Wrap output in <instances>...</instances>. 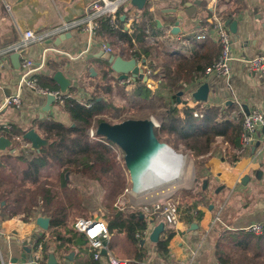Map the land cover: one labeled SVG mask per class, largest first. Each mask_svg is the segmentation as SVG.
Segmentation results:
<instances>
[{
    "label": "crops",
    "instance_id": "crops-1",
    "mask_svg": "<svg viewBox=\"0 0 264 264\" xmlns=\"http://www.w3.org/2000/svg\"><path fill=\"white\" fill-rule=\"evenodd\" d=\"M94 1L102 0H0V49L18 42L26 30L33 31L36 36L20 53L15 50L0 53V103L5 96L16 92L20 93L22 101L18 108L8 106L0 109V123L7 121L13 126L12 132L1 130L0 135L11 138L13 133L21 134L28 128H35L41 135L38 125L43 120L52 119L65 125L71 123L69 115L63 109L64 105L53 101L49 110L45 111L46 96L20 86L21 62L24 58L30 59L34 66H42L37 72L41 85L59 89L53 75L61 71L69 81L66 91L72 98L82 96L85 97L84 100H88L95 95L91 91L90 81L98 79L103 69H110L111 79L119 78V74L105 60L97 57L101 51H105L104 44L114 46L116 49L112 54L127 60L136 57L142 44L159 43L161 56L170 59L171 69L175 63L183 60L193 65L191 73L195 78L180 81V91H183L185 99L181 97L177 107L181 110L182 117L184 105L190 100L195 101L190 96L192 87L203 82L209 85V96L206 101H199L194 107L217 108V122L241 123L246 110L258 109L264 113V72H254L241 61V58L264 56V0H217L216 8L222 19L236 21L235 31H229L234 59L228 77L206 75L199 71L216 61L220 54L219 45L209 35L210 32L203 40L194 38L201 32L200 18L208 16L210 12L206 0H201L199 6L194 4L195 0H155L156 9L152 13L147 11V3L142 10L133 5L127 13L123 10L127 16H135L133 29L126 33L131 38V48L124 39V44L116 47V37L113 40L106 31L104 17L93 19L94 34L88 31L86 22L91 13L89 6ZM190 6L193 10H187ZM227 15L230 18H225ZM177 22L180 31L173 36L169 30ZM137 24L143 27L141 39L136 38L138 31L134 29ZM118 49L127 50L117 53ZM16 53L19 54V63ZM140 55L145 58L152 71L151 83L147 86L136 80L130 89L136 88L138 93L140 86L145 85L152 93L158 91L167 95L168 92L161 85L162 73L159 78L155 76L163 71V67L154 68L146 55ZM90 68L95 72L93 75ZM194 111L198 112L197 109ZM263 140L264 127L254 134V141H260L258 146L253 148L254 142L237 152L239 136H234L231 140L222 135L215 136L208 151L192 156L196 159L193 177L195 182L187 188L190 191L181 190L175 195L179 203V220L175 226L165 225L159 235L162 245L152 243L147 238L142 246L144 255L139 261L130 257L119 258L116 253L120 248L119 241L121 244L127 242V247L129 241L123 232H110L107 244L109 252L118 259L126 260V264L129 261L137 264H187L193 255L197 264H225L224 261L227 264H264V230L261 234L246 233L243 230L253 223L264 225ZM175 150L182 152L180 149ZM6 154L15 157L9 150L0 152V157ZM184 171L181 180L168 179L169 182L160 183L167 185L148 188L149 191L143 196L132 198L134 201L149 200L172 192L183 183L190 182L192 166L189 159L184 164ZM245 176H248V180L243 184ZM208 186L210 194L206 192ZM197 188L200 190L196 191ZM131 189L135 193L146 191H135L133 187ZM1 212L0 205V257L5 264H11V260L15 259L17 264L25 258L29 261L35 246L42 243L49 245L47 254L53 252L57 264H75L89 257L87 242L68 245L67 249L56 252L54 249L58 242L55 241L54 231L37 226L35 218L23 221L19 216L3 217ZM81 213L83 215L85 212ZM216 215L220 220H214ZM96 216L100 215L95 214L93 217ZM148 227L153 228V225ZM67 230H72V223L57 229L60 236H69ZM24 246L30 248L31 252L27 253ZM47 254L43 259L46 264ZM65 255H71L72 258L68 259ZM100 263L109 264L107 256L102 255Z\"/></svg>",
    "mask_w": 264,
    "mask_h": 264
},
{
    "label": "trees",
    "instance_id": "trees-1",
    "mask_svg": "<svg viewBox=\"0 0 264 264\" xmlns=\"http://www.w3.org/2000/svg\"><path fill=\"white\" fill-rule=\"evenodd\" d=\"M119 11L125 13L121 8ZM104 18L109 36L113 37V40L115 37L127 40L130 44L129 48H131L130 36L121 30L123 21L120 17L118 19L119 27L115 29L111 27L109 19ZM225 18H230V15ZM142 28L138 25L134 29L136 32L138 31L137 39H141ZM218 45L221 52L220 44ZM160 47L159 43L142 44L139 53H136L135 56L146 55L154 68L163 67V71L158 72L155 76L159 78V74L162 73L161 85L167 89V95L158 91L152 93L148 87L142 85L138 93H136V88L131 93L123 92L125 104L115 106L107 98L112 91V85L110 69L105 68L95 82V90L99 92L98 95H92L84 104L72 98L65 101L63 109L69 115L71 121L69 125L52 119L43 120L38 125L41 136L49 140L46 147H42L39 151L21 152L15 157L10 154L0 157V202H4L1 205L3 217L19 216L23 221H29L37 216L49 217L48 228L55 232L53 235L55 241L58 242L54 249L56 252L64 248L67 249L68 245L88 243L84 234L76 232L73 228L66 231L68 235L70 233L69 236H60L57 231L59 227L67 225L70 214L68 209L70 199L63 203L58 200L62 197L60 191H65L70 182L65 177V172L77 173L82 180H94L101 187L106 188L103 177L110 172L111 165L115 166L116 164V161L112 160L113 156L110 155L115 156V149H120L102 136L92 143L87 131L90 127H96L100 121L116 123L126 118H133L132 116L121 117L122 113L128 109L138 108L140 112L159 116V126L155 128L158 140L169 145L172 144L171 136L175 135L177 140L185 141L187 148L189 147L195 156L208 151L217 135H222L229 140L234 139V136L240 137L241 123L217 122L219 110L215 107L201 109L185 104L182 109L183 117L180 115L181 110L177 107L176 94L182 90L180 81L186 82L195 78L191 73L193 65L183 60L175 63L174 68L171 69L170 59L161 56ZM205 69L199 71L203 73ZM86 103H90V106H86ZM195 109L200 113L198 117L193 116ZM145 117L148 115L143 116V118ZM17 162H21L23 165L18 167L15 165ZM6 169L9 174H4ZM52 182H56L57 185H53ZM140 215H143L141 210L127 208L124 210L113 209L108 215L102 216L107 219L108 229L111 233H125L129 244L134 249L130 258L138 261L144 255L142 246L146 240L137 238L136 234L143 237V232L148 227L147 219L144 216L141 218ZM162 243L161 240L156 242L157 245H162ZM48 249V244H41L44 260ZM104 256L106 257V254ZM101 257L102 254L99 258H94L93 251L90 250L89 257L85 261H77L75 264H101ZM224 263L227 264L226 261ZM127 264L137 263L129 261Z\"/></svg>",
    "mask_w": 264,
    "mask_h": 264
},
{
    "label": "built area",
    "instance_id": "built-area-1",
    "mask_svg": "<svg viewBox=\"0 0 264 264\" xmlns=\"http://www.w3.org/2000/svg\"><path fill=\"white\" fill-rule=\"evenodd\" d=\"M155 0H146L147 10L148 12L155 11ZM131 0H102V1H94L89 6L90 15L87 17L86 27L91 34L95 32V23L94 20L96 17H106L109 19V23L112 28H118L119 23L118 19L124 15L123 24L121 30L129 33L133 29V22L135 20V16L128 15L127 11L131 6ZM209 5V14L203 18H200L201 24V32L194 36L197 40H203L207 37V33L212 36V38L220 44L221 52L218 59L208 66L204 70V74L206 75H216L220 77H228L231 74V63L234 59L231 51V36L225 21L219 15L217 11V0H206ZM119 8H122L126 13H121ZM147 32V29L145 30ZM36 39V36L33 31L26 30L23 33V36L19 39L18 42L7 46L6 48H1L0 53H7L11 50H15L16 52H22L30 42ZM133 41V40H132ZM116 47L124 44L123 40L120 38H116ZM104 50L109 53H114V46L104 44ZM136 60V65L142 69L144 75H147L149 78L152 74L150 68H148L146 64L145 58L140 55L139 57H134ZM241 61L252 71L254 72H264V56L256 55L248 58H241ZM21 72L19 78L20 86L27 87L32 92L47 96L52 95L54 97V101L58 105H64L67 99L72 98V95L67 91H61L60 89H51L47 86L41 85L39 83V79L37 76V72L41 69V65L34 66L33 62L30 59L24 58L21 62ZM116 80L120 86L133 87L134 83H136V79L133 80L130 76L126 79H119L116 77ZM144 83V82H143ZM147 86H150L148 83H144ZM191 95V94H190ZM192 96V95H191ZM73 99V98H72ZM75 99V98H74ZM85 97L76 98L75 100L80 103H85ZM21 97L20 93L16 92L14 94L5 96L0 103V109L8 106L19 107L21 105ZM189 106H196L199 104V101H188L186 103ZM86 106H90V103H86ZM194 117H198V112H193ZM264 127V113L261 110L253 109L248 113H245L241 120V134L239 137V146L236 149L237 152H241L244 148L252 145L254 141V134L260 129ZM13 126L10 122H2L0 123V131L5 130L12 132ZM91 140L99 139V136L95 133V127H90L87 131ZM12 154L18 155L21 152L28 153L31 149L29 141L23 138L21 134L13 133L12 137ZM264 143V140H263ZM127 191V189H125ZM129 195L130 192L122 193L121 197L118 199V202H122L121 207H118L119 210L124 209H137L141 210L143 216L147 219L148 225H153L163 221L166 224L176 225L179 220V203L178 201L170 194H161L152 200H139L134 201L131 198L124 203V197ZM117 202L116 205H119ZM218 220L217 218L214 219ZM72 228L79 233L84 234L88 241V247L93 251V257L99 258L101 255V250L104 248L106 250V256L108 258L109 264H126V260L118 259L109 252L108 249V241L110 239V231L108 229V223L105 218L100 216L96 217H79L76 218L72 224ZM150 228V229H149ZM151 227L146 228L143 232V237L136 234V237L139 239L146 240L151 231ZM245 232L252 234H261L263 232V224L262 223H253L249 224L243 228ZM0 264H5L2 257H0ZM28 264H46L43 260L42 252H41V244L35 246L34 251ZM187 264H197L195 261L194 255L191 256L187 262Z\"/></svg>",
    "mask_w": 264,
    "mask_h": 264
},
{
    "label": "water",
    "instance_id": "water-1",
    "mask_svg": "<svg viewBox=\"0 0 264 264\" xmlns=\"http://www.w3.org/2000/svg\"><path fill=\"white\" fill-rule=\"evenodd\" d=\"M131 5L137 9L142 10L146 4V0H131ZM194 4L199 6L201 0H195ZM174 10V9H173ZM187 10H193V7H189ZM124 15L121 16V20L124 19ZM229 31L234 32L236 27V21L229 19L225 21ZM178 22L174 24L169 30V33L173 36L179 34ZM57 40V39H56ZM16 55V60L19 63V54ZM97 57L105 60L110 68L119 74V79H126L130 76L133 80L141 79L144 83H151V78L144 75L142 69L136 65L135 58L123 59L121 56H115L112 53L101 51ZM92 75L95 73L93 68H90ZM53 79L59 86L61 91H66L69 81L61 71L55 72ZM264 85V81H263ZM209 85L207 82L195 84L192 87V97L197 101H206L209 96ZM183 95V91H179L176 94L177 102H180V97ZM54 101L52 95L46 96L45 111L49 110L50 104ZM246 110L245 113H248ZM160 117H145V118H126L120 122L110 123L108 121H100L95 127V133L98 136H102L116 145L123 154V161L125 169L127 170L132 187L134 181L142 182L141 180L148 179L151 176H155L156 164L174 163L177 164L175 157L182 153L172 148L167 143L161 142L155 135V128L159 126ZM23 138L29 141L31 149L39 151L42 147H46L49 144V140L41 136L35 128H30L23 133ZM260 141L255 142L252 147L258 146ZM9 150L13 152L12 140L4 135H0V152ZM67 177V176H66ZM195 179V178H194ZM248 176H245L242 180L243 184H246ZM206 182H204L205 186ZM203 186V187H204ZM4 202H0L2 205ZM143 218V215H140ZM35 224L40 228L46 230L49 227V217L37 216L35 218ZM165 223L160 221L154 224L151 229L148 239L152 243H156L159 240V235L163 231ZM264 229V225H263ZM23 249L30 253L31 249L24 246ZM101 254L105 255L106 250L103 248ZM71 259V255L67 256ZM11 264H17V259L11 260ZM28 260L22 259L18 264H26ZM47 264H57L56 257L53 252L47 254Z\"/></svg>",
    "mask_w": 264,
    "mask_h": 264
},
{
    "label": "rangeland",
    "instance_id": "rangeland-1",
    "mask_svg": "<svg viewBox=\"0 0 264 264\" xmlns=\"http://www.w3.org/2000/svg\"><path fill=\"white\" fill-rule=\"evenodd\" d=\"M130 8H131V6L129 7V9ZM126 50L127 49H125V50H119L118 49V50H116V52L117 53H123ZM96 80L97 79H95L94 81H90L92 84L91 85V88H92L91 91H93L95 95H98L99 92L95 90L96 89V87H95ZM110 83L112 85V91H111L110 95L108 94L107 98L115 106H122L125 104L126 101H125V98H124L125 95L123 94V92L131 93V91H135V89H129L127 87L120 86L116 79H114V80L111 79ZM98 84L100 85L101 83H98ZM163 89H165L167 91V89L165 87ZM182 97H183V99H185L184 94L182 95ZM144 115H148V117H150V116L154 117L155 116V115L147 113V112H140V110H138V108H132V109H128V111L123 112L121 117L132 116L133 118H139V117H143ZM164 137H167V136H164ZM176 138L177 137L175 135H172L171 136V143L172 144H169V145H171L175 149H180L182 151L181 153L183 155H185L191 161L192 177H191V180L189 183L186 184V182H185V183H183L184 185L177 187L171 193H169L174 198L178 192H180L181 190H185L194 184L195 179L193 180V177L195 175V169H196V167H195L196 166V159L193 158V157H195V155H193V153L191 152L189 147L187 148L184 140H177ZM89 139H90V137H89ZM97 140H99V139H95V140L90 139V141L92 143L97 141ZM186 150H190V152H186ZM115 152H116L115 156L113 154H111L110 156H113L112 160H115L116 164H115V166L111 165L110 172L107 173L105 175V177H103V180L106 184V188L101 187L99 185V183H97L94 180H82L77 173L65 172V177L67 176L66 178L69 179L70 182L68 183V187L65 189V191H60V193L62 194L61 195L62 197H60V199H58V200H60L61 203H63L65 200L67 201V199L68 200L70 199L69 200L70 201V207L68 208L69 212H70V214L68 216V221H69L68 224H71V223L73 224L75 219L79 218V217H93L95 214L96 215L97 214L102 215V216L108 215V213H111L113 209L116 210V209H118V207H121V205L123 204L121 201L118 202V199L121 197L122 193H125V192L127 193L128 191L130 192L132 185H131V181H130V176H129V174H128V172L125 169L124 164H123L122 152L120 150H118L117 148L115 149ZM27 156H29V155H27ZM193 160H195V162ZM15 165H17L19 167L20 165L22 166L23 163L17 162ZM4 174H9V171L7 169L4 170ZM52 184L55 185L56 182H52ZM125 189H127V191H125ZM58 190H59V188H58ZM199 190H200V188H197L196 191H199ZM187 191H190V190L187 189ZM206 192L208 194L211 193L209 186L207 187ZM123 197H124V200H123L124 203H126L127 200H129V198L134 200L130 194L129 195L125 194V196H123ZM181 197H183V200H184L185 197L182 195V193H181ZM150 200H152V199H150ZM117 202L119 205H116ZM83 211L85 213L82 215L81 212H83ZM215 218L220 220L218 215H216ZM166 226L172 227L175 225L166 224ZM119 243H120V248H119L118 252H116L117 257H119V258L121 257L124 259H125V257H132L133 246L129 244V246L127 247V242H124L121 244V242L119 241Z\"/></svg>",
    "mask_w": 264,
    "mask_h": 264
},
{
    "label": "bare ground",
    "instance_id": "bare-ground-1",
    "mask_svg": "<svg viewBox=\"0 0 264 264\" xmlns=\"http://www.w3.org/2000/svg\"><path fill=\"white\" fill-rule=\"evenodd\" d=\"M187 159L188 158L186 156H183L182 154L181 155L176 154L175 160H176L177 164H174L173 162L172 163L156 164L157 166L155 168L156 169L155 176L158 174H161V175H159L157 177L151 176L148 179L141 180L142 182H140V183L138 181H134L133 189L135 191H138V190H142V191L146 190V191L142 192V193L141 192L135 193L132 191V189H130V195L135 197V199H136V198L143 196L144 193L148 192L149 191V190H147L148 188H152L155 186L159 187L161 185H167L165 183L168 179H170V180H174V179L181 180L184 177V176L182 177V174L184 171V164L186 165ZM185 170H186V167H185ZM184 175H185V171H184ZM163 181L165 183L160 185V183H162ZM167 182H169V181H167ZM169 193H171V192L169 191ZM169 193H166V194H169Z\"/></svg>",
    "mask_w": 264,
    "mask_h": 264
}]
</instances>
